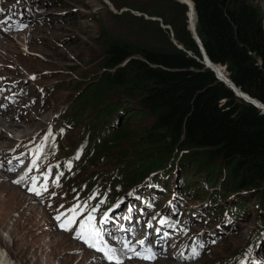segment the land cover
Masks as SVG:
<instances>
[{
	"label": "trees",
	"instance_id": "obj_1",
	"mask_svg": "<svg viewBox=\"0 0 264 264\" xmlns=\"http://www.w3.org/2000/svg\"><path fill=\"white\" fill-rule=\"evenodd\" d=\"M152 2L156 9L143 11L160 19L151 23L154 41L144 47L110 42L103 63L108 70L72 98L73 119L89 121L97 155L108 165L113 161L130 182L181 168L190 194L196 179L207 190L218 189L219 199L248 192L264 217V112L236 97L194 58L202 54L189 29L188 5ZM192 2L197 35L211 62L225 66L243 93L264 104L263 8L254 0ZM143 112L153 122L137 130L132 119Z\"/></svg>",
	"mask_w": 264,
	"mask_h": 264
},
{
	"label": "rangeland",
	"instance_id": "obj_2",
	"mask_svg": "<svg viewBox=\"0 0 264 264\" xmlns=\"http://www.w3.org/2000/svg\"><path fill=\"white\" fill-rule=\"evenodd\" d=\"M51 1L40 15L34 14L30 18L28 27L12 26L8 31L0 32V71L2 74H10L18 80H28L32 73H51L47 75L49 77L45 78L43 84L51 87L52 84L60 83V87L54 90L53 95L46 102L44 111L39 110V103L27 104L31 102V97L22 95L21 99L9 102L0 96V105H2L0 120H14L17 123H23L22 126L27 130L26 136L32 135L41 127H46V122L50 121L56 113L70 106L71 99L77 95L80 88H83L84 92L90 90L91 86L96 83V79L108 70L103 68V63L107 57L110 42L130 41L135 46L144 47L154 41L152 33L155 26L151 23L154 18L158 17L143 11L156 9L152 0ZM254 1H258L257 3L264 10V0ZM187 18L189 21L188 14ZM165 26L162 25L163 28ZM28 30L31 31V35L26 34ZM170 33L173 37L172 30ZM27 43H32L35 48L31 47L28 50L24 47ZM222 70H224L223 67ZM29 89L36 91L34 86ZM5 105L13 111L12 115L3 111ZM43 114L45 118L42 117ZM142 114L144 116L138 115L132 119L133 126L137 127V130L139 128L149 129L153 122V117L149 112ZM41 118L43 119L40 122ZM27 124L31 126L27 128ZM12 136V133H8L6 138L9 141L4 138L6 141L1 140L0 144L9 145L10 143L9 146L12 147L16 141L15 138L22 139L20 136ZM115 166L113 161L109 162L110 169ZM217 166H222L221 161L217 163ZM96 170L103 171L102 175H104L107 168L103 166ZM180 177L179 169L176 170L175 175L171 176L174 180ZM194 185L204 190L205 196H200L202 201H205L208 195L212 196L211 192L202 187L203 184L198 179L194 181ZM10 187L11 184L5 180V174H0V243L7 250L14 264H60L64 257L83 256L84 251L71 244L75 241L67 235H64L67 243H60L61 249L55 254L60 233L52 224L45 209L32 202L31 198L21 189L15 187L17 190H14ZM234 196L235 198L231 196L227 203L235 201L236 204L237 196H242L248 201L246 209L238 210L239 218L244 219L241 221L240 229L221 236L213 244L212 250L204 257L183 264H216L217 260H221L224 255H230L233 249L240 248L251 240L254 231L259 226L260 215L257 212V203L248 192L237 193ZM162 197L164 196L158 197V202L166 200ZM196 203L201 204L198 201L192 202V204ZM240 212H245V216H241ZM201 229L206 230L207 228L201 227ZM49 242H52L51 247L44 249ZM64 247L67 249H63ZM84 258L83 264H104L91 253ZM162 262L178 264L172 259V255L160 258L153 264H162ZM128 264L142 263L135 260Z\"/></svg>",
	"mask_w": 264,
	"mask_h": 264
},
{
	"label": "snow or ice",
	"instance_id": "obj_3",
	"mask_svg": "<svg viewBox=\"0 0 264 264\" xmlns=\"http://www.w3.org/2000/svg\"><path fill=\"white\" fill-rule=\"evenodd\" d=\"M2 11V10H0ZM6 23V21H0V24ZM34 78V77H33ZM2 107V105H0ZM52 134L49 133L48 136ZM48 136L45 137V141H47ZM42 152V146L38 147L37 155L32 161V167L28 169V172H31L33 168L37 167V160L40 159L39 153ZM16 159H19L18 157ZM75 159H79V154L75 157ZM11 164V161L8 162ZM69 170L72 167V162L68 161L65 165ZM11 170V169H9ZM44 180L42 184L38 185L40 177H32V184L29 187V191L33 192L35 195L40 196L42 195L43 191H47L48 185V176L50 175L49 172L42 173ZM63 173H57L56 177L53 180L54 184L59 183L60 176ZM25 179V176H21L19 179L14 181V183L20 184ZM54 195V194H53ZM94 197H89V200L93 199ZM103 203V201H101ZM87 209V201L83 203L74 204L71 208H68L65 212L58 214L55 219L59 222V227L64 231H73L75 226V233L74 238L81 240L88 248L94 249L96 252L102 253L103 258L106 259L109 264H123V259L121 255L117 254V250L114 247H111L109 243L105 239V231L102 228L96 226V217L94 213L97 211L96 208H92L87 212V215L84 216L83 219L79 220L77 224V220L80 216L83 215L85 210ZM110 217L108 213H105L103 218L99 221L100 224L104 225L107 224ZM165 218H161L159 223L160 225H164L166 223ZM151 222H149L148 227H151ZM120 231H129L134 232V229H124V227L120 226ZM157 234L160 233V229H156ZM167 233H164V236H167ZM122 244L121 252L127 259L138 258L145 261H154L157 259L159 253L153 250V246L151 244H146V240H139L137 244L140 245V251H137L136 246L132 244L131 240L128 238H124L123 240L119 241ZM203 243H199L198 247L193 246L191 250V255L189 257H185L186 259H195L200 255V250L203 249ZM131 255H128V254ZM183 256V253L180 254Z\"/></svg>",
	"mask_w": 264,
	"mask_h": 264
},
{
	"label": "bare ground",
	"instance_id": "obj_4",
	"mask_svg": "<svg viewBox=\"0 0 264 264\" xmlns=\"http://www.w3.org/2000/svg\"><path fill=\"white\" fill-rule=\"evenodd\" d=\"M186 2H188V6L190 8V11L188 13V16H189L190 24H191L190 29H191V31H193V28H194V25H195V12H194L195 10L193 8V5L191 4V2H192L191 0H186ZM42 19L43 18H41V20ZM3 25L0 24V32H6V31H8V29L7 30L1 29V26H3ZM40 29H39V31H40ZM26 34L31 35V31L30 30L26 31ZM24 47L25 48H28V50H30L31 47L33 49L35 48L32 43H27ZM209 64H210V66H212V68L216 69V72L220 75V78L223 79V76H226L227 77V74L226 73H223V71L225 72V69L222 70V67L221 66H218V65L214 66L211 63H209ZM246 95L247 94L243 93V96L246 97ZM17 96H19V95H17ZM20 97H22V95ZM14 100L15 99H13V101ZM251 100H253V99H251ZM255 103H257V102L255 101ZM0 104H1V101H0ZM18 107H20V105ZM3 111H6L7 114H11V115L13 114V111H10L9 106H6V105L3 107ZM11 115L9 117H11ZM18 115H19V113L17 112V116ZM44 115L45 114H43L42 117ZM43 118H45V116ZM43 118H41L39 121L41 122ZM0 124H1L0 125V142H1V140H4V138L7 137L8 133H12V135H13L12 137H16V136L18 137V136H20V138H23L24 136H26L27 130L25 129V127L22 126L23 123H17V121L14 122V120L13 121L0 120ZM30 126L31 125L27 124V128H29ZM8 138H9V136H8ZM7 140L9 141V139H7ZM14 140H17V138H15ZM4 141H6V140H4ZM5 143H7V142H5ZM9 145H11V144L9 143ZM9 145L0 144V148L1 147H10ZM100 167H103L102 165H100V163L95 164V169L96 168H100ZM0 174H2V173L0 172ZM84 175H85V171L82 172V176H84ZM9 183L11 184V187H10L11 189H14L15 190L16 188H19V189H21L23 192H25L27 194L26 190L23 189L21 186L17 185L16 183L15 184L14 183H11V182H9ZM6 188H7V186H6ZM28 197L31 198L29 195H28ZM31 201L34 202V203H37V201L34 200L33 198H31ZM32 202L30 204H32ZM58 235L60 236L59 237L60 240H59V242L56 243L55 254H57L59 252V250L61 249V247H59V244L65 242L64 235H66V234L60 233ZM68 237L70 238V236H68ZM72 241H75V243H72L71 242V244L76 245L77 248H79L80 250L83 249V244L79 240L72 239ZM65 243H67V242H65ZM51 244H52V242H49L47 245L44 246V249H49L51 247ZM53 244H55V243H53ZM63 249H67V248L64 247ZM161 250H162V253H163L164 256L169 257L170 254L168 255L167 253L164 252L163 246L161 247ZM89 253H90V251L84 250V253H83V256L82 257H79V256L77 257L76 255H70V256H67V258L64 257L63 261L60 264H83V260L85 259L84 257H86L87 254H89ZM172 259H174V260H176L178 262L177 258L174 255H172ZM140 262L142 264H152V263H148V262H144V261H140ZM128 263H131V262H129L127 259H124L123 260V264H128ZM0 264H14L13 261L10 259V256H9L7 250H5L3 248V245L1 243H0ZM162 264H168V262H162Z\"/></svg>",
	"mask_w": 264,
	"mask_h": 264
},
{
	"label": "water",
	"instance_id": "obj_5",
	"mask_svg": "<svg viewBox=\"0 0 264 264\" xmlns=\"http://www.w3.org/2000/svg\"><path fill=\"white\" fill-rule=\"evenodd\" d=\"M179 1L180 3L182 4H186L188 5V2H186V0H177ZM192 1V0H191ZM191 4L193 5V8L195 10V5L193 2H191ZM195 12V25H194V28H193V31H192V34H193V38L195 39V41L198 43L199 45V48H200V51H201V54H202V59H199L198 57H194L196 58V60L200 63H202L204 66H206L207 68H209L210 70H212L216 76V78L219 80V81H222L223 83L225 82L226 85L234 92V94L236 95V97L242 99V100H245L249 103H251L252 105L255 106V108H257L258 110H261L262 112H264V104H262L260 101L256 100V99H253L251 98L248 94L245 96H243V92L226 76H223V79L220 78V75L216 72V69L212 68V66H210L209 63H211L212 65L216 66V64H214L213 62H211V60L209 59L208 55L206 54V51H205V48L203 47V44L201 43L198 35H197V31H196V22H197V13H196V10L194 11ZM153 20H156V21H159L158 18H154ZM188 24H189V29H190V19L188 21ZM167 26H165L166 28ZM191 30V29H190ZM176 44V42H175ZM178 45V44H176ZM178 48L183 50L184 52L186 50L183 49V47L179 46L178 45ZM190 53V52H189ZM191 54V53H190ZM192 55V54H191ZM224 69L226 68L225 66L223 67ZM246 94V93H245ZM253 99V100H251ZM255 101L257 103H255ZM261 105V106H260Z\"/></svg>",
	"mask_w": 264,
	"mask_h": 264
},
{
	"label": "clouds",
	"instance_id": "obj_6",
	"mask_svg": "<svg viewBox=\"0 0 264 264\" xmlns=\"http://www.w3.org/2000/svg\"><path fill=\"white\" fill-rule=\"evenodd\" d=\"M160 20V19H159ZM261 111V110H260Z\"/></svg>",
	"mask_w": 264,
	"mask_h": 264
}]
</instances>
